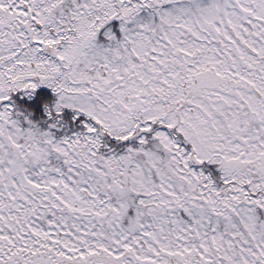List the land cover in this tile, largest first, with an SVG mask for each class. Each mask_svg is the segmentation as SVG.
Here are the masks:
<instances>
[{
	"label": "snow or ice",
	"instance_id": "1",
	"mask_svg": "<svg viewBox=\"0 0 264 264\" xmlns=\"http://www.w3.org/2000/svg\"><path fill=\"white\" fill-rule=\"evenodd\" d=\"M0 264H264V0H0Z\"/></svg>",
	"mask_w": 264,
	"mask_h": 264
}]
</instances>
